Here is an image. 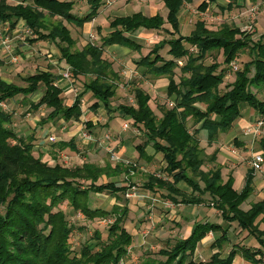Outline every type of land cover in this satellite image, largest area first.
<instances>
[{
  "label": "trees",
  "instance_id": "1",
  "mask_svg": "<svg viewBox=\"0 0 264 264\" xmlns=\"http://www.w3.org/2000/svg\"><path fill=\"white\" fill-rule=\"evenodd\" d=\"M85 1L89 10L79 16L74 13L75 0H17L16 4L0 0V22L11 29L24 22L36 37L32 43L46 41L56 46L61 62L71 68L75 83L83 85V92L69 105L51 71H39L23 78L25 85L9 84L0 77V104L42 91L41 99L32 103L31 108L37 111L45 106L50 110L43 124L79 121L83 116L82 101L89 94L95 100L92 109L97 110L100 103L109 107L122 78L113 62L106 58L105 49L120 45L141 53L143 46L130 36L141 28L147 32L160 31L168 23L173 38L156 43L136 66L145 70L146 78L168 80L166 94L173 106H161L159 117L151 108L150 94L134 85V105H120L117 110L122 117L130 118L133 128L139 129V135L146 139L136 147L140 158H148L145 149L152 145L165 162L160 174L163 176L148 175L144 188L152 192L162 190L164 198L175 203L212 205L221 213L224 225L196 224L189 238L176 240L156 253L165 260L149 253L140 264H233L237 254L255 264H264V230L260 227L264 223V201L253 203L245 210V203L255 190L254 170H248L244 189L236 191L233 175L225 180L219 165L204 169L217 162L218 153L215 151L207 158L199 137L200 132L206 131L209 145L214 144L232 130L247 109L264 119V100L259 98L264 89V34L255 39L253 32L228 23L212 30L200 20L189 36H183L178 13L184 5L196 0H164L166 18L149 17L141 12L113 18L109 23L112 31L102 37L100 45L87 43L79 48L67 24L83 29L98 18L105 0ZM238 1L229 0L227 9L236 8ZM216 3L217 0H204L198 10L205 13ZM166 48L169 59L161 55ZM246 51L250 60L233 71L232 63H237ZM220 54L223 63L217 61ZM209 58L214 59L213 63H207ZM177 70L181 72L178 81ZM14 116L0 107V264H121L129 257L134 242L125 226L130 214L128 200L108 211L93 208L91 194L109 193L121 203V195L125 197L127 188L117 186L114 180L101 181L122 174L130 177L132 172L135 174L136 166L87 162L68 167L60 163V155L67 150L78 153L75 138L52 145L50 159L45 161L44 155L34 150V137L25 139L17 135L13 129ZM196 126L200 127L196 129ZM92 127L88 122L86 130L95 136L89 129ZM52 160L56 162L54 165ZM180 182H185L192 193L182 192L178 188ZM63 203L88 221L112 219L107 239L103 240L102 234L95 231L97 244L85 243L76 251L70 243L75 226L60 210ZM233 224L254 237L259 248L239 247L227 258L218 252L208 261H195L198 245L210 232L221 234L214 244L219 250L230 243L228 231Z\"/></svg>",
  "mask_w": 264,
  "mask_h": 264
},
{
  "label": "rangeland",
  "instance_id": "2",
  "mask_svg": "<svg viewBox=\"0 0 264 264\" xmlns=\"http://www.w3.org/2000/svg\"><path fill=\"white\" fill-rule=\"evenodd\" d=\"M8 1L11 4L17 3V0ZM75 1L76 5L74 13L79 16L86 14L89 10L86 1ZM202 1L203 0H196L193 5H186L183 9L181 15V33L183 36H189L192 30H194L196 23L200 20H203L206 22L208 28L212 30L218 29L223 23L235 25L244 31L250 25H253V30H251L250 32H253L254 38L258 39L260 30L258 31L257 29L259 24L262 23L261 17L264 16V0H251L249 4L239 7L238 9L236 7L233 10H228L227 8H223V6L216 5L214 7L212 6L205 13L198 10V7L202 3ZM252 8L258 9L257 14H255L254 16H252L251 13ZM139 11L144 12L148 16L157 14L163 16L164 18L167 17V10L165 8L163 0H105L100 9V14L94 22L85 25L83 29H78L69 24H67V26L72 32V36L78 40L79 48L84 47L87 43H95L100 45L102 42V37L110 33L109 23L114 17L121 15H130L134 12L136 13ZM262 27H264V24L262 25ZM171 32V26L166 23L164 25V28L160 31H142L135 33L134 35L137 38L138 42L143 46V50L141 51V53L130 50V52H125L127 54H124V52H121L124 50H111L110 47L105 49L106 58L110 59L113 62L114 68L122 78L118 86L117 95L114 99H112L113 108L116 109L120 105L135 103L132 93L134 85H138L150 94L151 108L159 117L161 116V112L159 109L161 106L168 105L172 107V103L170 102L166 94V87L168 86V80L166 78H162L159 80L153 78L150 79L140 76V74H137L135 71L137 70L136 62L140 59V57L147 55L156 43L164 39L173 38V36L169 34ZM261 33H264V30L261 31ZM4 35L9 36L10 43L13 47V55L18 57L20 60L19 63H14L9 54L3 55L4 53L2 54V51H0V77H5L6 79L12 81V83L18 85H25L23 78L33 75L39 71H44L46 68V62L49 58L48 55H50V50L54 48L57 49L56 46L46 41H38L32 43L31 41L36 37L29 33V31L25 27H21L17 32H12V30H9V25H2L0 23V42ZM167 52L168 48L163 50L161 52V55L166 59H169L170 56H168ZM249 60V52L246 51L239 57V61L237 62V64L241 67L242 64ZM213 61V58H209L207 63L211 64L213 63ZM217 61L219 63H223L224 58L222 54L218 55ZM180 75L181 72L177 70V81ZM76 85L80 89V92L83 91V85L81 82H78ZM221 89L225 90V84L221 86ZM13 100L16 102L13 106L14 110H11V104H7L6 111H14V113H16V115L14 116V120L18 121L19 123H26L28 121L27 119H32V117H37L40 121H42L50 113V110L45 106L41 107V109L37 111H34L33 108H31L32 103L39 102V96L37 97L35 95L28 98L18 96ZM34 100L36 102H34ZM84 100V111L86 113L85 120H89V117H91V114L93 113L95 114L96 118H99L101 121L96 126L92 125L93 127L89 128L98 140L99 138L100 141L105 140V135L110 134L113 142L118 143V141L120 142L121 140V134H123L122 140L127 139L128 141L132 142L134 147L135 145H143L145 143L146 139L143 134H136L134 132V129L127 130L126 132H123L121 130L119 121L122 120V117L117 112L113 114L114 119L118 120L116 124L114 123V125L113 123H110L108 121V118L110 117L109 113H100L98 109H92L95 100L90 94L87 95ZM28 114H30L31 117L28 118ZM189 125L191 129L194 130V125L192 124V122H190ZM73 133L77 134L75 125H69L68 127H66V129H60L59 132L55 134L57 142L69 141L70 139H72ZM73 138L76 139L78 153H70L71 151L69 150L65 151V153L70 157V161L68 164H66V166H82L87 162L95 163L101 166H105L107 163H110L112 165L118 164L112 161L111 152L109 151V148H107L108 143L110 144V142H108L106 146L105 144L103 146L97 144V146L94 147L96 144H92V147L91 145H88L81 141L80 137H77V135ZM54 144L46 143L44 144L43 148L38 147L37 150H45L47 153H49L51 151L52 145ZM119 146L120 144L117 146V151L120 150ZM148 146L152 147V145ZM137 152L138 151H133V153H131L128 157L123 158L124 161H129L131 164L136 166L137 170L135 174L131 175L130 177L127 176V174H122L121 176L115 178L104 177L101 182L109 183L112 180H117L120 182V187L127 188L129 185H138L140 188V192L146 190L143 185L147 182V176L152 174H163L165 163L161 160H156L152 162V164L146 159L138 157L139 154H136ZM44 159L46 161L50 158ZM55 163L51 162V164L53 165ZM208 166L209 165H206L205 169H209ZM249 168L251 169V166H249ZM121 198L122 205L126 204V200H128L130 214L125 226L126 229L133 235L134 243H136L137 238H139V236L141 235L144 224H146L147 213L144 209L145 205H143V203L137 202L138 198L135 197L128 199L121 195ZM91 200V205L93 208H101L107 210H111L112 205L116 203L114 197L109 193L98 195L91 194ZM253 202H255L254 197L251 196L245 203V207L252 204ZM59 208L67 214L69 221L75 226V230L71 236L70 243L76 251H79L85 243H89L92 245L97 244L96 240H94L95 231H99L102 234L103 240L107 239L108 227L109 225H111L108 223L109 219H97L95 221H88L83 215L80 216V213L76 214L67 203L61 204ZM176 208L178 209L180 207L177 206ZM171 227L172 226L167 227L164 237H166V239L167 237H170L169 241L170 243H173L175 240L171 238L173 236L170 233L172 231ZM158 229H161V227ZM156 230L157 229L155 228L154 232ZM169 241L168 243L166 242V244L159 245L160 248H150L147 251L141 248H134L131 250L133 251V253L129 254V257L122 263L140 264L141 261L146 258V256H150L149 253H152V257L156 259L165 260L164 257L157 256L156 253L170 244ZM225 250L226 247L224 246V251ZM195 257L196 256H194V259Z\"/></svg>",
  "mask_w": 264,
  "mask_h": 264
},
{
  "label": "crops",
  "instance_id": "3",
  "mask_svg": "<svg viewBox=\"0 0 264 264\" xmlns=\"http://www.w3.org/2000/svg\"><path fill=\"white\" fill-rule=\"evenodd\" d=\"M250 1L251 0H239L237 4L238 5L237 9L239 7L249 4ZM193 4H189V5H193ZM216 5L223 6V8H228L229 0H225V1L217 0V3L213 5V7ZM185 6L186 5H184L183 8L178 13V19L180 23V32L182 31L181 15H182V11L185 8ZM139 12L146 15L142 11H139ZM134 13L130 15H121V16H116V17L132 16ZM152 16H155V15H150L149 17H152ZM261 19H262V23L259 24L258 29H257L258 31L260 30L259 36L264 34V33H261V31L264 30V27H262V25L264 24V16H262ZM19 27L20 28L25 27L27 30H29L26 27L24 22H20L15 29H11L9 27V30H12V32H17L18 29H20ZM111 31L112 30L110 29V32ZM142 31H145V30L141 28L135 33L142 32ZM134 34L131 35L130 38L138 42ZM1 42H0V45H1ZM110 49L111 50L118 49L120 51L124 50V51H121V52H124V54H127L128 52H130V49L120 46V45H113L110 47ZM0 51H2L1 52L2 54L4 53L3 55H8L5 52V50L2 49V46H0ZM48 57H47L48 60L46 62V68L44 71H51L54 73V76L56 77L55 84L57 85V87H59L62 90V95H63V98L65 99L66 104L71 105L76 99V96H75L76 94L74 93L72 89L71 83L65 80L60 75V72L63 69H65L67 65L64 62H61V53L58 48L51 49L50 55H48ZM135 71L137 74H140V76H143L145 72V70L140 67H137V70ZM1 78L2 80H4L5 82L9 84L12 83V81H10L9 79H6L5 77H1ZM74 87L79 90V94L83 92V91L80 92V89L78 88L76 83ZM255 91H258V90L255 89ZM35 95L37 97L39 96V100H40L43 95V92L39 91L38 93L32 96H35ZM259 98L264 100V89L260 91ZM34 102L36 101L34 100ZM15 103L16 102L14 100H11L10 102H7L6 104L8 105L11 104L10 105L11 110H14L13 106L15 105ZM125 105H134V104H125ZM84 106H85V100L82 101L83 116L81 117L79 121H72V122L67 123L64 120H59L57 122H50V123L43 124V121H40L37 117H32V119H27L28 121L26 123L25 122L19 123L18 121L14 120L13 129L15 130V132L17 133L19 137H22L25 139L34 137L35 138L34 150L36 152L39 151L37 150L38 147L43 148L44 144L48 143V137H50L51 135L55 136V134H57L60 129H66V127H68L69 125H75L76 127L77 134L73 133L72 139L73 137H76V135L77 137H80L81 139V136H80L81 132L87 131L86 129H87L88 122H90L91 124L93 123L92 125L94 126H96L98 123L101 122L100 119L96 118L95 114L93 113L91 114V117H89V120H85L86 113L84 111ZM117 108L116 109L113 108L112 101H111L109 107L100 103L98 107V111L100 113L101 112L109 113L110 117L108 118V121L110 123L116 124L118 120L114 119L113 114L117 112L120 115ZM11 112L14 113V111H11ZM14 114L16 115V113ZM29 117H31L30 114H28V118ZM260 121H263L264 123V119L261 116L256 114L253 110L247 109L244 111L242 118L235 123L232 130L227 134L221 135V137L214 144L209 145L208 134H206L207 133L206 131L200 132V135H199L200 140H201V146L203 149H205V155L207 158H209L215 151H217L218 153L217 162L215 164H209L208 166L209 169H211L215 165H219L222 168V172H223V176L225 180H227L228 175L230 174L233 175L234 180H235L234 188L238 192H241L245 187L246 175H247L248 170H250L249 166H251L253 156L255 154H262L264 156V124L262 128L260 129V133L258 135H255L254 133H247L248 128L256 125ZM119 122H120L119 124H120L121 130L123 132L134 129L132 126V120L128 117H122V120H120ZM127 123L130 125L129 129L124 128V125ZM199 127L200 126H196L195 128L198 129ZM121 135H122V137H120L121 140L120 142L118 141V143L113 142L112 137L109 141L102 140V143L103 145L105 144L106 146V144L110 142V144L108 143V147H107L109 148V151L110 152L113 151L112 153L120 156L123 159L124 157H128L131 153H133V151L136 152L137 151L136 147L138 145H135L134 147L132 142L128 141L127 139L122 140L123 134ZM84 143L91 145L92 147L93 145H95L93 143H92L93 145L87 142H84ZM119 144H120L119 146L120 150L117 151V146ZM96 146L97 144L94 147ZM145 151L148 157L146 159L147 161L152 163L156 160H159V161L161 160L164 162L162 155L156 154L155 149L153 147L147 146ZM40 152L44 155V158H49V155L45 150H40ZM136 154H139V153L137 152ZM52 162L54 163L53 160ZM209 169L206 168L205 170H209ZM116 182L118 183L117 186L120 187L119 185L120 182L117 180ZM178 188L184 193H187V194L192 193V189L188 187L185 182H180L178 184ZM254 189L255 190L252 196L254 197L255 202L253 203L264 201V167H263L262 172L260 173L258 172L254 174ZM135 198H138L137 202L143 203V205H145L144 209L147 213V216H146V224H144L141 235L139 236V238H137L136 243L133 242L132 247H130L131 249H129V254L133 253V251L131 250L134 248H141L147 251L150 248L152 249H155L157 247L160 248L159 245L166 244V242L168 243L170 237H167L166 239V237L164 236H165L166 229L169 226H172L171 227L172 231L170 233L173 236L171 238H173L176 241V240L189 238L191 234L193 233L196 227V224L209 223V224L224 225L222 217H221V213L218 210H216L212 205H209L207 203L201 204V205H184L181 203H175L169 198H164V191L159 190V189H156L153 192L149 190H144L141 192L139 196ZM114 199L116 203H114L112 207L115 205L123 206L122 203L118 202V200L115 197ZM250 205L245 207V210H248L250 208ZM177 206L180 208L177 209L176 208ZM104 210H107V209H104ZM262 219L263 217H261L258 222H260ZM160 227L161 229H158ZM260 227L262 230H264V223H261ZM155 228L157 230L154 232ZM146 233L148 234L146 235ZM220 235H221L220 233L210 232L202 240V242L198 245L196 249L195 261H202V262L208 261L211 259V257L214 254L218 252L221 253L222 258H227L233 249L238 250L239 247H246V248H252V249L259 248V245L257 241L254 239V237L249 236L248 233L239 229L237 224H233L228 231L230 243L225 245L226 247L225 251H224V247L219 250L217 247L214 246L216 240L220 237ZM233 264H255V263L245 259L242 254H237L234 259ZM260 264H263V263H260Z\"/></svg>",
  "mask_w": 264,
  "mask_h": 264
},
{
  "label": "built area",
  "instance_id": "4",
  "mask_svg": "<svg viewBox=\"0 0 264 264\" xmlns=\"http://www.w3.org/2000/svg\"><path fill=\"white\" fill-rule=\"evenodd\" d=\"M257 12H258L257 8H252V10H251L252 16L257 14ZM251 30H253V25H250L245 31L250 32ZM29 33H31V32L29 31ZM1 46H2V49H4L5 52L11 56V59H12V61L14 63H19L20 59L13 55V47H12V45L10 43V39H9L8 36L4 35L2 37ZM179 64L182 65V62H179ZM231 67H232L233 71H237L238 70L237 63H232ZM60 75L65 80H67V81H69L71 83L72 89H73L74 93L76 94L75 96L77 97L79 95V90L74 87L75 86V81H74V75L72 73L71 68L66 66V68L63 69L60 72ZM172 106H173V103H172ZM0 107L2 109L6 110L7 104L6 103H1ZM263 124H264L263 121L258 122L256 125L248 128L247 133H254L255 135H258L260 133V129L262 128ZM124 128L125 129H129L130 125L127 123V124L124 125ZM134 132L136 134H138V135L140 134L139 129H134ZM80 136H81V140L83 142H87V143H90V144H92V143L93 144H99L100 146H103L102 141L98 140L95 136H93L92 134L88 133L87 131H82ZM110 139H111V135L110 134L105 135V140L104 141H109ZM56 142H57L56 136L51 135L50 137H48V143L54 144ZM111 158H112V161H114L115 163H125L127 165H133L129 161H124L120 156H118V155H116V154H114L112 152H111ZM69 161H70L69 155H67L66 153H61L60 162L62 164H64V165H66V164L69 163ZM133 166H135V165H133ZM251 167H252V169L254 170L255 173L262 172L263 171V167H264V156L262 154H255L253 156V159H252V162H251ZM133 174L134 173L132 172V175ZM158 176L161 177L160 175H158ZM140 194H141V192H140V188H139L138 185H129L127 187V191L124 194V196L126 198L130 199V198L137 197ZM81 215L82 214H80V216ZM108 223L112 224L113 220L109 219ZM147 234L148 233H146V235Z\"/></svg>",
  "mask_w": 264,
  "mask_h": 264
}]
</instances>
